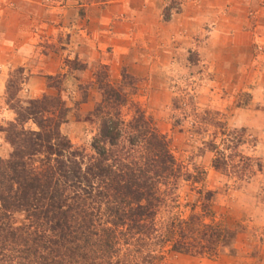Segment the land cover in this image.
Masks as SVG:
<instances>
[{
    "label": "trees",
    "instance_id": "16d2710c",
    "mask_svg": "<svg viewBox=\"0 0 264 264\" xmlns=\"http://www.w3.org/2000/svg\"><path fill=\"white\" fill-rule=\"evenodd\" d=\"M101 90L91 151L62 132L70 107L60 93L13 107L16 118L3 129L12 151L0 156V264H168L167 253L215 257L232 250L237 232L206 220L214 192L198 187L205 171L176 160L125 84ZM129 104L134 113L126 119ZM194 111L189 131L206 138L211 125L217 128L201 147L215 154L213 167L250 178L253 158L238 152L246 129ZM183 182L199 194L187 216L176 210Z\"/></svg>",
    "mask_w": 264,
    "mask_h": 264
},
{
    "label": "rangeland",
    "instance_id": "374dc122",
    "mask_svg": "<svg viewBox=\"0 0 264 264\" xmlns=\"http://www.w3.org/2000/svg\"><path fill=\"white\" fill-rule=\"evenodd\" d=\"M197 1L162 0L156 36H141L117 69L101 64L87 67L82 60L68 59L65 72L50 75L51 79L47 76L45 91L32 97L28 75L15 68L0 99V156L8 157L12 151L3 129L16 118L13 107L59 93L70 107L62 132L76 146L91 151L97 130L91 114L102 99L101 86L123 83L129 99L167 136L176 160L190 166L191 171L194 166L205 171L198 187L214 192L212 216L206 220L237 232L232 250L225 249L218 256L167 253L165 262L264 264V18L260 12L264 2L254 4L251 0L252 4L240 11L238 7L244 2H238L244 0ZM177 100L185 103L182 109L175 108ZM193 104L201 114L211 111L214 120L229 129H246V141L238 152L253 158L247 173L250 178L237 179L213 167L215 154L201 147L217 128L211 125L206 138L189 131L195 119ZM7 110L14 113L12 120L6 117ZM133 113L130 104L123 108L126 119ZM183 115H188L185 124H177ZM28 126L36 127L32 122ZM195 187L183 182L177 192L180 206L176 210L184 216L191 213L198 198Z\"/></svg>",
    "mask_w": 264,
    "mask_h": 264
},
{
    "label": "crops",
    "instance_id": "0c3cea01",
    "mask_svg": "<svg viewBox=\"0 0 264 264\" xmlns=\"http://www.w3.org/2000/svg\"><path fill=\"white\" fill-rule=\"evenodd\" d=\"M161 1L0 0V99L15 68L28 75L29 92L38 97L47 76L64 73L68 59L87 67H121L141 36H156ZM242 2L240 11L252 4ZM260 12L264 18V8ZM5 115L14 118L12 111Z\"/></svg>",
    "mask_w": 264,
    "mask_h": 264
}]
</instances>
